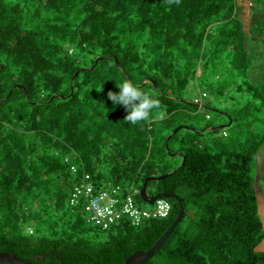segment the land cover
<instances>
[{"label": "trees", "instance_id": "obj_1", "mask_svg": "<svg viewBox=\"0 0 264 264\" xmlns=\"http://www.w3.org/2000/svg\"><path fill=\"white\" fill-rule=\"evenodd\" d=\"M248 37L237 0H0V252L123 264L165 232L177 200L165 218L101 227L83 200L69 204L73 186L89 174L95 191L140 189L164 175L147 192L175 194L183 216L144 264H264L252 173L264 93L246 78ZM124 78L159 100L162 119L123 121L106 93ZM214 112L230 125L214 129Z\"/></svg>", "mask_w": 264, "mask_h": 264}, {"label": "built area", "instance_id": "obj_2", "mask_svg": "<svg viewBox=\"0 0 264 264\" xmlns=\"http://www.w3.org/2000/svg\"><path fill=\"white\" fill-rule=\"evenodd\" d=\"M195 102L200 100L196 98ZM72 170L76 169L72 166ZM108 187L95 191L89 174H84L82 181L73 186L69 196V204L75 205L84 201L86 220L105 227L116 220L128 219L133 224H139L145 218H165L171 210V203L167 198H155L154 202L140 207L135 202V195L139 188L130 185L123 188L121 184H109Z\"/></svg>", "mask_w": 264, "mask_h": 264}, {"label": "rangeland", "instance_id": "obj_3", "mask_svg": "<svg viewBox=\"0 0 264 264\" xmlns=\"http://www.w3.org/2000/svg\"><path fill=\"white\" fill-rule=\"evenodd\" d=\"M240 1L241 0H237V4L239 6V16L243 24V30L247 37L249 36L246 38V43L249 49L250 45L253 47L251 49L253 58H251V66L248 70V76L246 78L247 81L254 85L257 83L260 91L264 93V29L261 28V24L264 22V0H244L243 3ZM257 22L259 25L256 28ZM251 34H253L257 44H255ZM200 88H202L201 85ZM194 95H196V92H188L189 97ZM244 98L246 99V97ZM213 105L217 106L219 105V102L217 104L214 102ZM200 115H203V111ZM210 121L213 122L214 125H219L220 123L223 124V122H221V117L217 115L216 112L211 115ZM252 173L257 180L258 177H261L258 183L262 186V189L259 187L257 188V209L261 220L264 222V210L260 208L258 200L260 199L264 201V144L257 152L256 160L252 166ZM140 203L145 205L143 202ZM259 248L264 250V240L260 244Z\"/></svg>", "mask_w": 264, "mask_h": 264}, {"label": "clouds", "instance_id": "obj_4", "mask_svg": "<svg viewBox=\"0 0 264 264\" xmlns=\"http://www.w3.org/2000/svg\"><path fill=\"white\" fill-rule=\"evenodd\" d=\"M169 3H179V0H168ZM115 87L119 91L109 89L106 97L113 106L119 105L124 109L125 115L123 121L131 125L149 122L153 115L159 118L164 117L160 109V102L140 86L134 84L131 80L124 78L116 82Z\"/></svg>", "mask_w": 264, "mask_h": 264}, {"label": "water", "instance_id": "obj_5", "mask_svg": "<svg viewBox=\"0 0 264 264\" xmlns=\"http://www.w3.org/2000/svg\"><path fill=\"white\" fill-rule=\"evenodd\" d=\"M230 125V120L226 123V124H219L214 126V129H218V128H223L225 126ZM185 128H189L191 129L192 127L189 125H182ZM178 127L175 128L173 130V134L177 131ZM184 159L181 161V164L183 163ZM164 177V175H149L147 177H145L140 189H139V195L141 197V199L146 202L147 204H152L155 200V198H160V197H164V198H175L178 202L179 205V209L177 212V215L175 217V219L173 220V222L170 224V226L165 230V232L156 240V242L150 247L148 248L146 251L142 252L139 250H136L134 252H132L130 255H128L127 257H125L123 264H144L148 259H150L154 253L156 252V250L158 248H160L164 242L166 241V239L168 238V236L170 235V233L172 232L173 228L178 224V222L180 221V219L183 216V206H182V202L181 200L176 197L175 194L168 192V191H161L155 194H149L147 192V183L150 180H159L162 179ZM0 264H33L30 260H24L18 256H16L14 253L12 252H8V251H2L0 252Z\"/></svg>", "mask_w": 264, "mask_h": 264}, {"label": "crops", "instance_id": "obj_6", "mask_svg": "<svg viewBox=\"0 0 264 264\" xmlns=\"http://www.w3.org/2000/svg\"><path fill=\"white\" fill-rule=\"evenodd\" d=\"M243 1H244V0H241L240 2L243 3ZM258 200H259V203H260V208L264 210V201H262V200H260V199H258Z\"/></svg>", "mask_w": 264, "mask_h": 264}]
</instances>
